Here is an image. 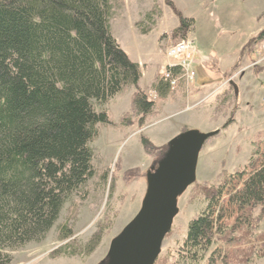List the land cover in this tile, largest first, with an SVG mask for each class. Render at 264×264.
<instances>
[{
    "label": "rangeland",
    "instance_id": "obj_1",
    "mask_svg": "<svg viewBox=\"0 0 264 264\" xmlns=\"http://www.w3.org/2000/svg\"><path fill=\"white\" fill-rule=\"evenodd\" d=\"M111 3L110 25L115 38L132 60L141 61L153 80L161 79L167 62H178L167 61L165 48L185 38L194 41L201 57H215L207 66L208 75L219 79L211 85L208 76L196 71L193 83L184 82V90L182 82L171 90L172 95L189 91V111L166 118L157 114L143 126L135 123L124 127L121 123L126 113L123 110H132L130 88L105 105L97 104V111L109 112L111 122L99 124V135L90 143L95 176L65 203L58 220L42 240L10 251V264H99L112 239L140 210L147 189V172L162 157L155 150L148 153L142 136L163 148L173 138L169 137L170 126L188 117V129H219V133L209 138L200 152L196 181L179 197V213L155 264H264V216L260 218V209L241 215L238 224L228 220L225 233L215 235L203 261L182 256L188 224L204 209L207 197L233 175L234 180L246 177L263 158L264 40L247 42L264 29V0ZM181 17L192 22L180 28ZM194 84L209 90L199 94ZM151 96H156L155 92ZM64 226L72 229V237L60 238ZM98 234L101 240L88 254L86 249ZM64 246L66 251L61 250Z\"/></svg>",
    "mask_w": 264,
    "mask_h": 264
},
{
    "label": "trees",
    "instance_id": "obj_2",
    "mask_svg": "<svg viewBox=\"0 0 264 264\" xmlns=\"http://www.w3.org/2000/svg\"><path fill=\"white\" fill-rule=\"evenodd\" d=\"M112 12L111 0H0V264L11 263V250L42 240L65 203L95 176L90 143L98 125L111 122L96 105L133 88L123 126H143L155 109L139 86L140 65L112 34ZM190 22L181 17L180 28ZM251 40H264V29ZM156 91L167 96L169 84L160 80ZM142 143L161 159L168 148L145 136ZM262 157L246 177L233 175L207 197L188 224L183 258L203 261L228 220L238 224L252 209L264 216ZM72 234L64 226L60 238ZM100 240L95 235L86 252Z\"/></svg>",
    "mask_w": 264,
    "mask_h": 264
},
{
    "label": "water",
    "instance_id": "obj_3",
    "mask_svg": "<svg viewBox=\"0 0 264 264\" xmlns=\"http://www.w3.org/2000/svg\"><path fill=\"white\" fill-rule=\"evenodd\" d=\"M218 133L187 129L169 141L165 156L147 172L140 210L112 239L99 264H155L179 213V197L196 181L200 152Z\"/></svg>",
    "mask_w": 264,
    "mask_h": 264
},
{
    "label": "crops",
    "instance_id": "obj_4",
    "mask_svg": "<svg viewBox=\"0 0 264 264\" xmlns=\"http://www.w3.org/2000/svg\"><path fill=\"white\" fill-rule=\"evenodd\" d=\"M111 31H112V27H111ZM112 34H113V31H112ZM197 58H198V63L195 66L197 74L199 72L204 73L209 78L208 82L210 81V84L214 85V83H215L214 81H217V79H219V77L214 78L213 75H211V74L208 75L209 72H208L207 66L210 65V63H212L214 61L215 57L213 55H209V56L204 58V57H201L200 55H197ZM133 61L137 62L142 69V77H141V80L139 82V86L148 94V96L151 100L155 101V109L153 110L152 114H149L147 116L146 122L148 121V118H150L151 116H155L157 114L165 115L164 117L166 118V117H172L174 115L189 111V108H188L189 107V91H182L180 89L181 91H177L176 95H172V93L170 92L165 97H159L156 90H157V86L160 82V79L158 81H156L155 79L153 80L154 77H151V74L148 75V72H146L145 69L142 67L141 61L140 62L137 60H133ZM226 72L227 71H223L222 73L224 74ZM149 87L152 88V92H149V89H150ZM181 87L184 90V85H181ZM195 87L197 88L196 91H197V93L199 92V94H203L206 90H209V89H206L205 87H201V86H197V85H195ZM211 87H213V86H211ZM133 92H134L133 88H130L128 91V93H129L128 99L130 102L132 99ZM153 92H155V95H156L154 97L151 96V93H153ZM117 96H115V97H117ZM127 111H129V110L128 109H126L125 111L123 110V113L127 112ZM188 122H189V117L185 118V120L181 119V120H177L175 123H173L169 128L170 130H172L170 132L169 137H174V136L178 135L179 133H181L184 129H188L187 128ZM130 126H124V127H130ZM163 144H165V143H162L161 145H163Z\"/></svg>",
    "mask_w": 264,
    "mask_h": 264
},
{
    "label": "built area",
    "instance_id": "obj_5",
    "mask_svg": "<svg viewBox=\"0 0 264 264\" xmlns=\"http://www.w3.org/2000/svg\"><path fill=\"white\" fill-rule=\"evenodd\" d=\"M167 60L177 59V63H168L161 71V77L173 90L181 79L187 83L194 80L196 76L195 65L198 63L197 48L193 40L182 39L175 44L168 45L165 49ZM179 68L180 74L174 75L173 68Z\"/></svg>",
    "mask_w": 264,
    "mask_h": 264
}]
</instances>
